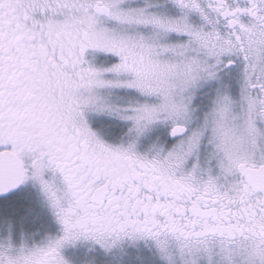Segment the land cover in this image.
<instances>
[{
  "label": "rangeland",
  "instance_id": "1",
  "mask_svg": "<svg viewBox=\"0 0 264 264\" xmlns=\"http://www.w3.org/2000/svg\"><path fill=\"white\" fill-rule=\"evenodd\" d=\"M96 6L110 13L97 14ZM45 31L87 33L98 44L93 86L69 102L56 89V103L69 110L63 114L87 109L100 129L126 135L120 141L128 152L161 159L166 170L203 189L238 191V166L264 163V29L249 35L241 52L208 9L188 0H0L5 47L29 51ZM120 51L142 57L146 72L133 77L112 63ZM177 125L188 133L169 144ZM29 155L22 189L0 198V264H41L50 251L67 264L66 258L78 264H264V240L251 234L199 242L169 232L69 235L65 220L84 206L68 200L53 160ZM255 216L264 226V212ZM35 231L32 241L27 233Z\"/></svg>",
  "mask_w": 264,
  "mask_h": 264
},
{
  "label": "flooded vegetation",
  "instance_id": "2",
  "mask_svg": "<svg viewBox=\"0 0 264 264\" xmlns=\"http://www.w3.org/2000/svg\"><path fill=\"white\" fill-rule=\"evenodd\" d=\"M188 1L208 9L241 52L246 51L248 36L264 29V0ZM96 47L87 33L45 31L34 36L29 51L5 47L0 41V152L10 150L22 158L27 177L31 152L45 153L46 159L53 160L68 200L84 206L65 220L67 233L115 238L129 233L169 232L186 242L251 234L264 240V226L255 218L257 212H264L263 195L239 172L238 191L230 185L203 189L166 170L161 159L128 152L129 146L120 141L126 135L100 129L97 115L87 113V109L80 116L62 113V109L69 110L56 103V89L63 92L62 101L69 102V96L93 86L101 63L95 56ZM111 62L133 77L146 72L142 57H131L124 51ZM230 63L232 67L234 63ZM54 78L59 82L53 83ZM36 87L39 90L35 91ZM185 136L172 139L170 134L168 142ZM240 165L259 168L264 163ZM37 234L27 236L34 241ZM29 246L36 249L34 243ZM55 254L47 253L41 264H67L60 263ZM66 260L78 264L73 258Z\"/></svg>",
  "mask_w": 264,
  "mask_h": 264
},
{
  "label": "water",
  "instance_id": "3",
  "mask_svg": "<svg viewBox=\"0 0 264 264\" xmlns=\"http://www.w3.org/2000/svg\"><path fill=\"white\" fill-rule=\"evenodd\" d=\"M94 11L100 15H107L110 13V8L108 6H96ZM231 65L232 63L228 64L229 67ZM187 132L186 126L177 125L171 133V138L182 137ZM238 172L256 192L262 193L264 206V165L259 168L240 165ZM26 180L27 169L22 158L10 150L0 152V197L16 193L24 186Z\"/></svg>",
  "mask_w": 264,
  "mask_h": 264
}]
</instances>
